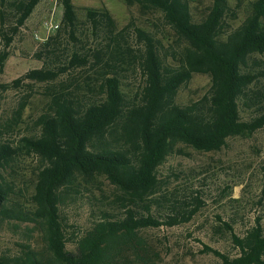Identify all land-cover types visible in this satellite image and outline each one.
<instances>
[{
  "label": "trees",
  "instance_id": "trees-1",
  "mask_svg": "<svg viewBox=\"0 0 264 264\" xmlns=\"http://www.w3.org/2000/svg\"><path fill=\"white\" fill-rule=\"evenodd\" d=\"M40 1L0 0V71L20 27ZM61 2V25L34 54L42 66L11 84L0 83V94L26 81L46 87L48 107L36 118L38 133L22 137L19 145L6 137L19 124L26 102L12 121L0 120V220L33 223L46 249L28 244L21 254L0 255V264H116L127 250L143 261V229L187 223L202 203L199 196L192 200L176 188L161 191L160 171L169 156L181 144L220 150L229 137L264 126V61L255 64L258 70L249 63L252 55L264 53V0L254 1L244 22L224 38L228 0H214L200 22L194 21L192 0H125L162 12L185 43L176 62L169 61L154 33L134 22L119 30L105 7L88 8L82 21L73 0ZM132 36L137 47L129 41ZM195 72L210 74L212 86L201 99L179 104L178 93ZM23 149L44 162L33 209L13 200L4 176ZM100 175L118 189L111 206L101 209L88 228L68 232L63 207L81 192L80 177ZM223 225L237 254L206 246L220 264H264L261 217L244 234L230 222Z\"/></svg>",
  "mask_w": 264,
  "mask_h": 264
},
{
  "label": "rangeland",
  "instance_id": "rangeland-1",
  "mask_svg": "<svg viewBox=\"0 0 264 264\" xmlns=\"http://www.w3.org/2000/svg\"><path fill=\"white\" fill-rule=\"evenodd\" d=\"M254 1L228 0L231 11L223 23V38L244 22L251 13ZM213 2L192 0L194 21L205 19ZM73 3L82 21L86 19L88 8L105 7L114 17L119 30L134 22L138 27L154 33L163 43L170 62H176L185 47V43L165 23L162 12H149L139 4L128 5L125 0H73ZM62 17L61 0L40 1L9 48L10 55L0 71V83L11 84L29 70L42 66V61L34 54L42 42L57 32ZM57 24L59 26L56 27ZM133 37H128L129 41L137 47L138 41ZM2 49L0 36V51ZM259 59L264 61V53L254 54L249 60L255 70H258L255 64ZM23 84L19 87L11 85L0 94L1 123L12 121L19 106L26 102L21 116H18L19 124L12 132L6 133V137L18 145L22 137L38 133L36 118L48 107L44 83L26 81ZM211 86L210 74L195 72L180 89L177 102L182 105L193 103L201 99ZM263 145L264 126L250 135L229 137L220 150L204 151L181 144L161 167V191L176 188L180 194L193 197L192 200L199 196L202 201L199 212L187 223L143 229L145 259L136 260L133 252L127 250L116 264H220V258L206 246L229 255L237 254L223 221L232 223L238 234H244L258 217L264 225ZM43 165L41 157L23 149L4 170V176L12 186L13 200L18 201L23 209L34 207L32 202L37 175ZM79 182L81 192L63 207L68 232L88 228L91 221L100 215L101 209L111 206L109 202L118 192L117 187L103 175L80 177ZM28 244L37 251L46 249L41 231L33 223H21L14 218L0 220V255L21 254Z\"/></svg>",
  "mask_w": 264,
  "mask_h": 264
},
{
  "label": "built area",
  "instance_id": "built-area-1",
  "mask_svg": "<svg viewBox=\"0 0 264 264\" xmlns=\"http://www.w3.org/2000/svg\"><path fill=\"white\" fill-rule=\"evenodd\" d=\"M56 27L57 26H59L58 24L57 25H55ZM51 27H53V23H51ZM261 155H262V157H263V159H264V145H263V148H262V151H261Z\"/></svg>",
  "mask_w": 264,
  "mask_h": 264
}]
</instances>
